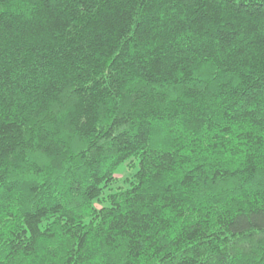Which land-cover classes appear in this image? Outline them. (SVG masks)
Listing matches in <instances>:
<instances>
[{
  "label": "trees",
  "instance_id": "1",
  "mask_svg": "<svg viewBox=\"0 0 264 264\" xmlns=\"http://www.w3.org/2000/svg\"><path fill=\"white\" fill-rule=\"evenodd\" d=\"M0 264H264V0H0Z\"/></svg>",
  "mask_w": 264,
  "mask_h": 264
}]
</instances>
